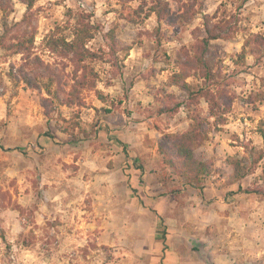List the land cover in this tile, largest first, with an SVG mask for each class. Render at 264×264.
I'll return each instance as SVG.
<instances>
[{
  "label": "rangeland",
  "instance_id": "obj_1",
  "mask_svg": "<svg viewBox=\"0 0 264 264\" xmlns=\"http://www.w3.org/2000/svg\"><path fill=\"white\" fill-rule=\"evenodd\" d=\"M170 3L193 15L159 31L156 14L134 11L140 0L35 3L37 46L70 10L100 24L89 46L104 54L93 65L105 99L86 90L84 106L54 104L47 113V93L9 75L21 55L0 48V264H264V160L244 177L234 164L251 165L252 151L264 147V45L252 43L235 63L252 33L264 36V0ZM26 11L16 1L10 20ZM206 15L227 24L228 37L211 50L236 99L196 150L215 166L201 194L158 150L164 132L188 129L191 110L159 114L158 98ZM199 107L208 113L207 102Z\"/></svg>",
  "mask_w": 264,
  "mask_h": 264
},
{
  "label": "trees",
  "instance_id": "obj_2",
  "mask_svg": "<svg viewBox=\"0 0 264 264\" xmlns=\"http://www.w3.org/2000/svg\"><path fill=\"white\" fill-rule=\"evenodd\" d=\"M16 1L26 4L27 11L21 20L11 21L10 15L15 10ZM37 1L0 0L4 29L0 34V48L10 55H21L16 71L15 65H11L9 75L12 80L24 82L29 88L45 91L48 96L42 97V101L47 113H50L49 108L54 104L84 106L86 90H95L99 98L104 100L105 95L97 89L99 73L93 65L94 61L104 59V54L89 46L90 41L100 32V24L93 20V13L70 10V19L63 24H57L44 36L40 46H37L38 25L33 12ZM134 11H146L147 16L156 14L158 31L163 24L173 26L179 22H187L193 15L188 7L178 14L173 10L170 0H140ZM211 19L213 17L206 15L204 27L195 31V43L180 51L175 60L177 69L170 74L162 91L163 98H158L160 96L157 95L162 102L158 109L159 114H175L183 106L191 110L188 129L164 132L158 141V150L163 164L187 184L198 188L201 194L206 178L215 171V166L212 161L197 157L196 150L209 139L212 129L217 130L226 123L227 115L232 111L236 99L228 90L227 78L222 67L214 62L211 50L213 40L228 37V32L225 31L227 24L222 21L212 22ZM108 34L112 41H116L113 30ZM252 43L264 45V36L252 33L242 52L238 54L236 64L245 59L247 47ZM39 47L44 53H49L53 60L45 59L38 52ZM69 67L72 68L71 71H68ZM172 87L179 92L168 90ZM203 100L209 105L208 113L199 107ZM246 101L253 102L252 96ZM251 159L249 166H243L241 160L234 162L239 177L249 174L252 167L264 160V147L256 152L252 151ZM207 262L212 264L208 259Z\"/></svg>",
  "mask_w": 264,
  "mask_h": 264
},
{
  "label": "crops",
  "instance_id": "obj_3",
  "mask_svg": "<svg viewBox=\"0 0 264 264\" xmlns=\"http://www.w3.org/2000/svg\"><path fill=\"white\" fill-rule=\"evenodd\" d=\"M118 155H119V157H122L120 154H118ZM238 185H239V188H238L237 191H242L243 187H245L244 184H243V181H238ZM241 185H242V186H241ZM188 187H189V186H188ZM163 238H165V239H164V243H165V242H166V237L163 236Z\"/></svg>",
  "mask_w": 264,
  "mask_h": 264
}]
</instances>
